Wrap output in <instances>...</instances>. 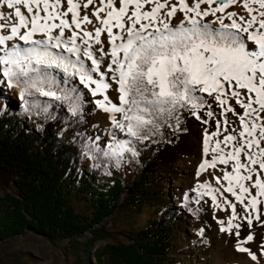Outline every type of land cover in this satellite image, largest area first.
Masks as SVG:
<instances>
[{"label":"snow or ice","instance_id":"1","mask_svg":"<svg viewBox=\"0 0 264 264\" xmlns=\"http://www.w3.org/2000/svg\"><path fill=\"white\" fill-rule=\"evenodd\" d=\"M4 82L26 112V97L72 116L95 104L112 140L83 147L117 167L190 114L205 127L183 200L194 193L197 205L228 214L219 230L252 262L264 260V241L245 247L254 236L241 239L235 223L251 226L264 207V0H0ZM36 97L51 103L41 108Z\"/></svg>","mask_w":264,"mask_h":264},{"label":"trees","instance_id":"2","mask_svg":"<svg viewBox=\"0 0 264 264\" xmlns=\"http://www.w3.org/2000/svg\"><path fill=\"white\" fill-rule=\"evenodd\" d=\"M5 86L6 82L0 83L1 90ZM10 89L15 102L0 106V185L11 186L0 196V241L26 232L50 242L66 240L73 264H178L176 234L185 232L189 218L201 222L203 210L191 199L194 193L188 202L183 200L185 191L171 195L174 206L167 207L165 187L176 162L193 149L191 127L205 125L190 114L186 121L180 117L178 129L173 120L163 136L139 146L137 157L124 156L132 174L126 180L114 159L100 153L93 160L86 154L83 145L93 142L86 132V102L72 116L55 104L45 113L26 97V112L19 90ZM35 99L42 102L41 108L44 102L51 103L46 97ZM73 201L86 202L90 214L77 211ZM152 202L159 205V214L145 227L123 234V241L95 248L97 241L113 237L104 226L106 219L118 213L137 214ZM200 239L201 235L190 241L189 255L201 245Z\"/></svg>","mask_w":264,"mask_h":264},{"label":"rangeland","instance_id":"3","mask_svg":"<svg viewBox=\"0 0 264 264\" xmlns=\"http://www.w3.org/2000/svg\"><path fill=\"white\" fill-rule=\"evenodd\" d=\"M89 98L91 99V97ZM15 99L14 92L7 87V84L4 90L0 89V106L3 102H15ZM86 103L89 106L86 132L92 141L97 136L105 138L104 145H102L105 147L112 140L111 134L106 131L111 128L108 115L96 109L95 104H89L87 101ZM203 130L204 127L198 124L191 127L190 138L193 149L176 162L170 183L165 187L167 190L165 203L167 207L174 206V201L171 202L169 199L171 195H180L181 192L194 184L195 167L199 164L202 155ZM118 136L120 139L125 138L122 133H119ZM119 169L126 180L131 178L132 174L125 158L120 161ZM10 191V184L0 185V196ZM72 203L77 211L90 214V208L86 202L73 201ZM202 205V221L198 222L189 218L185 232L176 234L175 245L179 251L178 264H255L246 253L236 251L234 235L219 230L220 225L217 223V219L226 221L228 214L223 211H216L211 206L210 201L208 203L203 202ZM158 208L159 205L152 202L145 204L137 214L118 213L112 215L106 219L104 226L113 237L97 241L95 248L113 241H123L125 239L123 234L145 227L151 218L159 214ZM237 212L240 213L239 205ZM261 212L260 220L254 219L251 226L242 220L240 221L242 225L240 238L243 239L249 233L254 236L253 241L244 245L252 251H256L261 241H264V207L261 208ZM237 222L238 220L235 221V223ZM201 228L204 229L202 237L207 240V243L200 239L201 245L193 249L192 254L189 255V243L192 239L200 236L198 233ZM67 246L66 240L50 242L33 232H26L12 239L0 241V264H73V257L68 253ZM261 264H264V260L261 261Z\"/></svg>","mask_w":264,"mask_h":264}]
</instances>
